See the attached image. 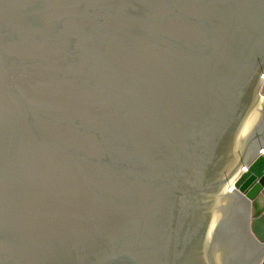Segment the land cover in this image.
Here are the masks:
<instances>
[{"label":"water","instance_id":"1","mask_svg":"<svg viewBox=\"0 0 264 264\" xmlns=\"http://www.w3.org/2000/svg\"><path fill=\"white\" fill-rule=\"evenodd\" d=\"M263 72L264 0H0V264H261Z\"/></svg>","mask_w":264,"mask_h":264},{"label":"bare ground","instance_id":"2","mask_svg":"<svg viewBox=\"0 0 264 264\" xmlns=\"http://www.w3.org/2000/svg\"><path fill=\"white\" fill-rule=\"evenodd\" d=\"M263 79H264V72H263L262 77H261V80H263ZM261 152H264V149L261 150ZM245 168H246V165H245L240 171H238V172L233 176V178H232L230 184H231L234 188H235V186H234V181L236 180V178L238 177V175H239L243 170H245Z\"/></svg>","mask_w":264,"mask_h":264},{"label":"crops","instance_id":"3","mask_svg":"<svg viewBox=\"0 0 264 264\" xmlns=\"http://www.w3.org/2000/svg\"><path fill=\"white\" fill-rule=\"evenodd\" d=\"M261 264H264V259L262 260V263Z\"/></svg>","mask_w":264,"mask_h":264},{"label":"built area","instance_id":"4","mask_svg":"<svg viewBox=\"0 0 264 264\" xmlns=\"http://www.w3.org/2000/svg\"><path fill=\"white\" fill-rule=\"evenodd\" d=\"M246 169V168H245ZM239 176V175H238Z\"/></svg>","mask_w":264,"mask_h":264}]
</instances>
